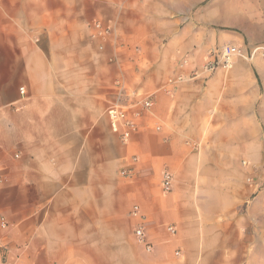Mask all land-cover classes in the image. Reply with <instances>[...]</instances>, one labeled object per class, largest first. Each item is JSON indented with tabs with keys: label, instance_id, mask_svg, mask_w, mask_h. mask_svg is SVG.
<instances>
[{
	"label": "crops",
	"instance_id": "crops-1",
	"mask_svg": "<svg viewBox=\"0 0 264 264\" xmlns=\"http://www.w3.org/2000/svg\"><path fill=\"white\" fill-rule=\"evenodd\" d=\"M226 45H264V0H0V264H264V60L201 73ZM114 72L155 103L128 143Z\"/></svg>",
	"mask_w": 264,
	"mask_h": 264
},
{
	"label": "built area",
	"instance_id": "built-area-1",
	"mask_svg": "<svg viewBox=\"0 0 264 264\" xmlns=\"http://www.w3.org/2000/svg\"><path fill=\"white\" fill-rule=\"evenodd\" d=\"M88 29L91 40L99 41L98 49L103 52L105 50L106 42L113 38L112 28L104 25L102 22H95L89 25ZM256 57L264 59V46L253 48L250 53H247V51L241 46L226 45L218 47L210 53L208 61L202 67L201 73L212 75L220 68L226 70L231 69L234 61L238 58L254 59ZM187 63V61H184L183 65ZM178 80L181 81L182 78H179ZM173 82L174 80H169V84H172ZM115 86L118 90L117 100L107 108L106 115L112 132L120 135V138L124 143H128L131 135L139 132L141 121L152 112L155 103L152 95L138 97L134 101L126 103L123 100L129 98V96L125 95L126 87L124 81L122 79L117 80ZM21 93H25L24 89H21ZM156 130L160 131L161 129L156 127ZM16 158H18V155H16ZM132 161L136 162L137 158H133ZM123 175L130 178L132 172L131 170L125 169ZM5 182L6 179L0 177V184H4ZM249 182L252 181L249 179ZM162 188L163 192L166 194L172 192L173 175L168 171H165L163 174ZM132 215L140 217L139 206H134ZM8 228L9 222L7 218L0 216V232H6ZM167 230L170 234L176 233L174 225L169 226ZM135 237L139 244L144 246L147 253L153 252V246L148 240L145 226L141 225L136 229ZM176 255L178 256L179 252H177Z\"/></svg>",
	"mask_w": 264,
	"mask_h": 264
},
{
	"label": "rangeland",
	"instance_id": "rangeland-1",
	"mask_svg": "<svg viewBox=\"0 0 264 264\" xmlns=\"http://www.w3.org/2000/svg\"><path fill=\"white\" fill-rule=\"evenodd\" d=\"M242 1V0H241ZM260 46H264V45H260ZM241 47H243V46H241ZM255 47H258V46H254V47H251V49L249 50V52L248 53H250V51L253 49V48H255ZM218 48V47H217ZM245 50H246V47H243ZM257 58V57H256ZM256 58H254V59H256ZM112 59V60H111ZM113 59H114V61H113ZM254 59H250V60H254ZM264 60V59H263ZM116 61H115V58H113V57H111L110 59H108V63H110V64H114ZM108 80H110V81H114L115 80V82L118 80V78L116 77V73L114 72V73H111V74H109V78H108ZM109 81V82H110ZM108 86H109V84H108ZM108 90L109 91H111V88H110V86H109V88H108ZM108 104V103H107ZM111 104H108V106L107 107H109ZM106 111H107V109H106ZM109 153H111V158H110V161H113L114 162V165H115V175L113 174V175H111L110 176V178H109V185H110V183L112 182V184L114 185V184H117V186H122V184L121 183H124V182H126V180H125V176L123 175V171H122V169H121V165H122V161L120 162L119 161V159H115V158H113L114 157V155H115V148L114 147H109ZM127 158V157H129L128 155H125L124 156V158ZM123 176H122V175ZM111 184V185H112ZM124 186V185H123ZM133 208H134V206L132 207V209H131V215H132V211H133ZM133 216V215H132ZM143 215H142V212H141V210H140V217H142ZM135 219H137V220H139V225H138V227L139 226H141V225H143V226H145V232H146V234H147V229H146V225H145V222H144V220H145V218L143 217V218H140V217H135V216H133Z\"/></svg>",
	"mask_w": 264,
	"mask_h": 264
}]
</instances>
